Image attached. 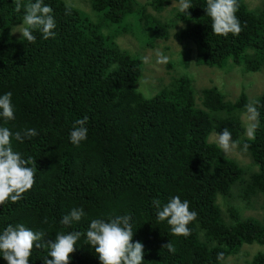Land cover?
<instances>
[{
	"label": "trees",
	"instance_id": "1",
	"mask_svg": "<svg viewBox=\"0 0 264 264\" xmlns=\"http://www.w3.org/2000/svg\"><path fill=\"white\" fill-rule=\"evenodd\" d=\"M147 1L87 0L85 10L67 0H44L53 9L56 35L45 40L37 30L29 42L13 34L22 24L23 7L17 12L15 0H0V95L12 92L15 114L0 125L38 132L23 143L12 140L15 151L32 158L35 183L21 200L0 204V231L23 224L43 231L44 245L55 242L57 232H84L91 219L131 214L133 243H143L144 264H225L246 245L264 246V92L251 98L243 90L233 101L216 86L198 91L185 71L146 99L137 89L144 56L119 40L130 35L141 47L154 48L158 40L174 38L184 46L185 68L195 53L198 66L235 65L259 73L264 71V2L251 9L238 0L242 31L219 36L212 33L207 0H191L187 12L180 11L182 0ZM173 3L178 5L164 15ZM249 104L259 112L254 137L246 136L243 121L251 114ZM85 115L88 138L77 147L69 134ZM225 128L255 169L229 158L210 140ZM239 185L246 195L262 197L261 218H244L233 205L224 213L227 201L245 199L235 193ZM175 195L198 213L187 237L173 236L156 216L153 201L163 205ZM73 207H84L87 216L62 225ZM169 242L174 254L165 248ZM49 250L34 246L30 264H43ZM70 260L100 264L83 237ZM0 264L7 261L0 257ZM245 264H264V252Z\"/></svg>",
	"mask_w": 264,
	"mask_h": 264
},
{
	"label": "clouds",
	"instance_id": "2",
	"mask_svg": "<svg viewBox=\"0 0 264 264\" xmlns=\"http://www.w3.org/2000/svg\"><path fill=\"white\" fill-rule=\"evenodd\" d=\"M16 11L24 9L22 24L13 29V34L19 32L23 39L34 42L35 31L42 34V38L47 40L54 38L57 27L50 5L44 0H15ZM191 9V0H182L180 11L187 12ZM207 16L211 18L212 33L219 36L229 34L238 35L242 31V24L237 16L238 0H207ZM158 62H167L168 56L163 53L157 54ZM115 67V66H113ZM111 70V69H110ZM12 92L0 95V120L5 124L15 119L14 105L12 103ZM146 99L150 97L146 96ZM247 111L252 114V119L259 116L257 108L253 104L246 105ZM89 117L76 119L72 124L69 134L70 142L79 146L81 142L88 138ZM257 125H253L254 129ZM254 137V131L247 133ZM218 144L225 154L230 149L236 147V142L232 139V133L228 128L217 133ZM38 136L35 128H25L22 131L13 132L9 127L0 125V204L5 201L15 203L21 200L26 192L31 190L35 183L36 168L32 158L25 159L23 155L15 151L12 140L23 143L25 139ZM248 145H243V150L247 151ZM156 216L159 221H166L170 226L173 236L187 237L191 234L188 227L190 223L197 219L198 213L190 208L187 199L182 200L179 195L170 197L167 203L161 205L159 200H154ZM87 216L84 207H73L70 213L65 214L60 223L70 226L73 222H80ZM133 223L131 214L116 217L91 219L87 229L81 231L57 232L55 242L42 245L45 233L43 231H33L23 224L15 226L9 224L0 231V257L7 264H30V256L35 247L47 246L50 250L47 255L50 258L43 260V264H71V254L76 250V245L83 237L85 243L91 245L98 255L100 264H144V245L142 242L133 243ZM169 252L175 253V248L171 242L165 245ZM224 254L217 253V261H223Z\"/></svg>",
	"mask_w": 264,
	"mask_h": 264
},
{
	"label": "rangeland",
	"instance_id": "3",
	"mask_svg": "<svg viewBox=\"0 0 264 264\" xmlns=\"http://www.w3.org/2000/svg\"><path fill=\"white\" fill-rule=\"evenodd\" d=\"M139 1L142 3L148 2L147 0ZM67 2L78 7L82 6L85 10H89L87 0H67ZM246 2L251 9H256L262 5L264 0H246ZM177 5V3L171 4L165 11L164 15H169L172 9ZM15 34L20 35L19 32ZM119 43L123 48H127L134 53H140L144 56L145 72L143 78L139 82V87L137 86L139 92H141L144 96L152 93L156 94L162 86L170 84L174 76H179V74L185 71H189V74L193 77L194 84L198 91H201L206 87L216 86L222 90L230 100L233 101L239 97L243 90H245L251 98L259 96L264 92V71L255 74H248L244 73L235 65H231L224 70L198 66L195 61V53L193 54L190 66L185 68L182 64L184 59L182 54L184 46L177 42L174 38H171L168 41L158 40L154 48L146 46L141 47V43L130 35L120 38ZM158 53H163L168 56L166 63L158 62ZM172 64H176L177 68L174 66L170 67ZM243 121L247 133L249 130H253L252 126L254 125L255 120L252 119L251 114H245L243 116ZM246 136L250 137L248 134H246ZM218 139V135H211L210 140L212 142L218 144ZM226 156L238 161L247 169H255L251 157L248 154H245L237 146L230 149ZM236 188L237 190L235 193L240 191L244 195L245 199L241 197L229 202L227 201L226 206H222L224 213L227 214V208L230 205H233L242 211L244 218H261L263 203L262 197L260 195H246L241 185ZM259 252H264V246L259 244L246 245L239 254L229 257L225 264H245L246 262L252 260V258Z\"/></svg>",
	"mask_w": 264,
	"mask_h": 264
}]
</instances>
